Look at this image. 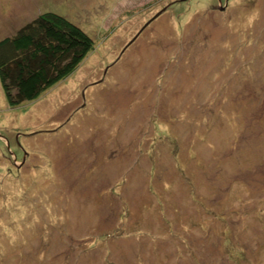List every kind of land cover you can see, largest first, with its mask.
I'll return each instance as SVG.
<instances>
[{
    "label": "rangeland",
    "instance_id": "obj_1",
    "mask_svg": "<svg viewBox=\"0 0 264 264\" xmlns=\"http://www.w3.org/2000/svg\"><path fill=\"white\" fill-rule=\"evenodd\" d=\"M92 47L34 100L0 81V264H264V0H0Z\"/></svg>",
    "mask_w": 264,
    "mask_h": 264
},
{
    "label": "trees",
    "instance_id": "obj_2",
    "mask_svg": "<svg viewBox=\"0 0 264 264\" xmlns=\"http://www.w3.org/2000/svg\"><path fill=\"white\" fill-rule=\"evenodd\" d=\"M93 41L77 25L44 12L0 40V81L10 106L36 99L66 77Z\"/></svg>",
    "mask_w": 264,
    "mask_h": 264
}]
</instances>
